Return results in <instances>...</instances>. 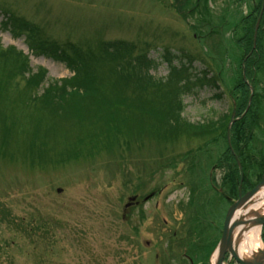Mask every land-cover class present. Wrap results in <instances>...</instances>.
<instances>
[{
	"label": "rangeland",
	"instance_id": "1",
	"mask_svg": "<svg viewBox=\"0 0 264 264\" xmlns=\"http://www.w3.org/2000/svg\"><path fill=\"white\" fill-rule=\"evenodd\" d=\"M263 5L0 0V264L186 263L179 261L186 247L202 262L193 233L216 239L204 257L213 264L229 210L264 183ZM6 16L93 60L105 42L132 43L148 52L157 64L150 75L164 83L172 68L185 71L191 93L183 112L173 114L165 92L142 95L122 85L99 58L93 85L107 97L91 107L39 105L44 89L19 74L25 59L50 80L73 73L5 31ZM206 65L213 75L201 83ZM101 99L113 110H103ZM261 237L264 245V229ZM228 251L221 264L232 262Z\"/></svg>",
	"mask_w": 264,
	"mask_h": 264
},
{
	"label": "trees",
	"instance_id": "2",
	"mask_svg": "<svg viewBox=\"0 0 264 264\" xmlns=\"http://www.w3.org/2000/svg\"><path fill=\"white\" fill-rule=\"evenodd\" d=\"M249 19L250 17L248 20ZM3 28L5 31H10L17 39L25 36L28 38L30 46L37 49V53L53 56L73 73L70 78L50 80L45 71L38 70L35 72L29 66V61L25 59L26 64L19 74L21 77L25 78L26 76L30 80L33 79L36 89H44V94L40 95V98L35 101L39 103V105L45 106V108L46 103L50 105L51 102L57 104L55 106L80 104L87 107L93 106L96 100L99 102L103 95H100V91H98V88L101 87L97 88L93 85V81L96 79V65L99 63L98 58L114 66L112 70L113 77H115V79L118 77L117 80H119L118 82L122 85L133 86L135 90L140 94L142 93V95L155 93L156 91L158 93L165 92L163 96H165L164 98L167 102L173 104L171 109L174 115H180L183 112L184 107L182 99L185 95L191 93V88L189 87V85H191L189 84L191 80L188 78V75H185V71L181 72L180 70L172 68L170 78L165 83L162 80L154 79L150 75V72L156 68L157 64L149 58L147 51L137 50V47L132 43L124 41L105 42L101 45L99 57L93 60L90 55L73 46L64 47L61 44L59 45L56 41L51 42L39 38L36 35L37 32L35 27L25 20L13 16H6ZM184 57L187 58L186 56ZM171 62L172 61H169L170 64ZM19 67H22V65ZM198 81L203 83L205 81V76L203 79H198ZM105 97L107 96L102 98ZM55 99L59 100L56 102ZM101 102H105V104L102 105L105 109L101 107L103 110H113L115 107L113 103L105 99H101ZM148 114L152 116V113ZM95 118L96 115L90 120L93 121ZM154 118L156 120L161 119L159 115L154 116ZM167 124H169V122H167ZM239 140L242 141L240 138Z\"/></svg>",
	"mask_w": 264,
	"mask_h": 264
},
{
	"label": "bare ground",
	"instance_id": "3",
	"mask_svg": "<svg viewBox=\"0 0 264 264\" xmlns=\"http://www.w3.org/2000/svg\"><path fill=\"white\" fill-rule=\"evenodd\" d=\"M260 13L259 18L264 19V5L259 7ZM254 16V15H253ZM250 22L252 14L249 15ZM258 17V16H257ZM249 21V20H248ZM262 25L258 24L255 32L260 31ZM259 214H256V211ZM244 218V220H242ZM264 218V189H262L256 196L248 199L245 204H243L235 212L231 222L230 228H234L233 244L238 251V255L243 262L251 263L253 261L257 263H264L263 257H257L256 254H260L264 250V245L262 242V231L264 225L257 223V221ZM219 259L218 254L214 257V263L217 264Z\"/></svg>",
	"mask_w": 264,
	"mask_h": 264
},
{
	"label": "water",
	"instance_id": "4",
	"mask_svg": "<svg viewBox=\"0 0 264 264\" xmlns=\"http://www.w3.org/2000/svg\"><path fill=\"white\" fill-rule=\"evenodd\" d=\"M261 189H264V183L263 185L259 186L258 188L254 189L253 191H251L250 193H248L244 198H241L239 202H237L233 207H231V209L229 210V214L228 217L226 219V230H225V234L224 237L221 241V249L219 248V252H218V262L217 264H221L225 255L227 254V252H229L228 250L231 249L230 253L232 254V257L239 263V264H264V263H257L255 261L248 263V262H243L239 255H238V251L236 250L235 245L233 244V235H234V228H230V222L235 214V212L239 209V207H241L243 204H245V202H247L248 199H251L252 197H254ZM242 220H244V218H242ZM257 223L264 225V218L257 221ZM257 257H263L264 258V250H262L260 252V254H256Z\"/></svg>",
	"mask_w": 264,
	"mask_h": 264
},
{
	"label": "flooded vegetation",
	"instance_id": "5",
	"mask_svg": "<svg viewBox=\"0 0 264 264\" xmlns=\"http://www.w3.org/2000/svg\"><path fill=\"white\" fill-rule=\"evenodd\" d=\"M222 85V84H221ZM223 86V85H222ZM224 88V87H223ZM233 94H234V92H233ZM222 98L224 97V95L223 96H221ZM221 98V99H222ZM235 112H233L232 113V115L235 113V118H236V116H237V111L238 110H234ZM217 167H219V165L218 166H216L215 168L217 169ZM225 178L224 179H221L220 181L219 180H216L215 181V183L216 184H218V185H220V183H221V185L222 184H224L225 185ZM215 183H212V181H210V184H211V188H210V191L215 195V196H217L218 198H219V193L221 192L219 189H218V187H217V185L215 184ZM243 185H245V182H244V184ZM222 188V187H221ZM223 189V191H224V193L226 194V196H224L223 198L224 199H226L227 201H231V198L232 197H229L228 195H227V193L225 192V189L224 188H222ZM198 193V195H199V193H201V191H198L197 192ZM221 194V193H220ZM224 195V194H223ZM214 196V197H215ZM213 200V197L211 198H209V202L210 201H212ZM208 204H211V202L210 203H208ZM219 228V227H218ZM220 229V228H219ZM200 236V235H199ZM198 236V234L197 233H193V235H192V239H195V242H193L192 243V245L191 246H201L203 249L202 250H204V251H202V253H203V258H202V262H200L201 260V258H199V255H197V254H191L190 253V248H188V247H186V249L183 251V253H182V255H180L179 256V261L180 262H186V263H167V264H210V263H205V256H206V251L209 249H211L212 247H213V244H214V242H216V239H211V240H205L204 239V237L202 238L201 236L199 237ZM176 238V236L175 237H173V239H175ZM227 259H229V256H227ZM229 264H236V262H234L233 260H232V262L231 263H229Z\"/></svg>",
	"mask_w": 264,
	"mask_h": 264
}]
</instances>
